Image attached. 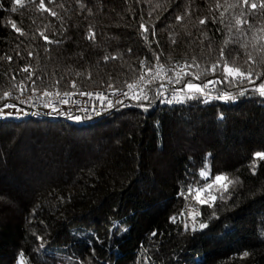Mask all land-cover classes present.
Wrapping results in <instances>:
<instances>
[{
  "label": "trees",
  "instance_id": "1",
  "mask_svg": "<svg viewBox=\"0 0 264 264\" xmlns=\"http://www.w3.org/2000/svg\"><path fill=\"white\" fill-rule=\"evenodd\" d=\"M44 3L57 15L39 0H0V94L13 93L0 106L44 91L126 87L159 65L180 67L184 102L157 99L152 79L148 100L85 125L0 119V264H15L21 252L26 264H264V161L255 174L250 168L264 151V96L254 90L264 83V8L237 0ZM249 53L255 64H245ZM224 61L250 65L252 80H225ZM188 82L204 87L198 99H186L197 95ZM223 94L236 98H216ZM206 164L212 176L239 181L214 206L180 195L205 183L198 173Z\"/></svg>",
  "mask_w": 264,
  "mask_h": 264
},
{
  "label": "snow or ice",
  "instance_id": "2",
  "mask_svg": "<svg viewBox=\"0 0 264 264\" xmlns=\"http://www.w3.org/2000/svg\"><path fill=\"white\" fill-rule=\"evenodd\" d=\"M29 2H35V0H29ZM15 4L18 5L19 7H24L25 6V0H15ZM237 4L247 5L251 9H256L257 7L264 8V0H261L259 5L257 3H255V2H251V0H237ZM237 4L228 5V7L229 8H233V7H236ZM220 6L221 5L217 4L218 8ZM38 8L40 10L49 11L52 16H56L57 15V13L55 11H52L51 9L46 7V5L44 3V0H39ZM11 10L13 12H16L17 8L13 7ZM177 19L178 20H182L183 17L182 16L181 17H177ZM207 22H208L207 18L201 19L199 21L200 24H205ZM243 23H245V21L242 20L241 18L238 17L236 19V24L237 25H241ZM11 27L13 29H15V31L20 32L21 34H23L21 29L16 26L15 22H11ZM140 27L143 29L144 32H148L149 31L147 26L141 25ZM261 31H264V28H262ZM40 35L43 37V39L45 41H49V37L44 35L43 32H41ZM94 35H95L94 33H91L89 38H94ZM261 39H264V37H262ZM49 42H51V41H49ZM225 43L227 44V41H225ZM245 47H247V45H245ZM260 51L264 52V46H262L260 48ZM220 54H221V56H223V50H221ZM7 59H11V57H7ZM105 59H108V57H105ZM248 61H252L253 64H255L257 62L256 59L251 55V53L248 54V57H247V60L245 61V64H247ZM261 62H264V57L261 58ZM141 63H143V62H141ZM218 63L212 65V68H211L212 72L216 71ZM158 67L160 68L161 71L160 72H156V76L153 77V79H155L156 77H159L161 75V72L163 70V65H159ZM185 67H186V65H185ZM22 71L27 73V72H29V68L25 67L24 69H22ZM153 71L154 70L151 67L146 68L145 73L141 74V76L139 78L140 81L141 82L144 81L145 80V76L148 73H152ZM223 71L225 73V80H228L229 82H232V81H240V82H242L244 80L251 81L252 77H253V74H254L250 65H249V67L247 69H242L240 66H237L235 64H229L227 61H224ZM78 75H79V73H78ZM183 75H191V73L185 72V73H183ZM167 78L171 79V77H167ZM196 78L199 79L200 77L197 76ZM257 78H259V77H257ZM28 79L29 80L32 79L31 75H29ZM176 82L179 83L180 80L178 79ZM220 82L223 83L224 81L222 80ZM148 83L149 84L152 83V80H149ZM208 83L209 84H213V83H216V81H209ZM15 87L19 91H21V93H22L27 86L21 84V85H16ZM73 87H75V84H73ZM110 87H111V85H110ZM127 87L130 90H134L137 87V85L136 84H128ZM186 88L190 92H194V93L197 94L196 96H187L186 99H193V98H197L198 99L199 98V94L203 93L205 91V89L203 87H201L198 84L192 83V82H188L186 84ZM35 90L36 89L33 88V91H35ZM254 90L257 91L260 96H264V83L259 84V86L257 88H255ZM181 91H183V89ZM81 94L82 95H89V96L92 95V93H81ZM243 94H244L243 92L240 93V95H243ZM12 95H13L12 92H9V91L3 92L2 94H0V102L8 100L10 97H12ZM43 95L44 96H52L53 93L48 92V91H44ZM60 95L61 94L59 92L56 93L57 97H59ZM64 95H67V93H65ZM125 95H127V93H125ZM97 96L99 98H101V99H107V97H103L102 94H99V93H97ZM216 98L217 99H223V100H226V101H230V100H234L236 97L233 96V95H230V94H223V95H220V96H218ZM16 99H19V97H16ZM132 99L133 100H137V101L148 100V95H147V93H143L142 95H136L134 93L133 96H132ZM61 102L62 103H67L68 101L67 100H62ZM166 102L169 103V104L173 103L172 100H167ZM179 102L182 103L184 101L182 99ZM45 106L46 107H50L51 105L50 104H46ZM108 106L112 107L111 103H109ZM138 106L139 107H144L146 109L150 105L145 106L143 104H139ZM16 107H17V105L14 104V103H4L3 106L0 107V117L12 116L13 112H11V111L5 112V109H12V108H16ZM53 110L54 111H58L56 109H53ZM17 114H19V113H17ZM72 118L75 119V120H80L81 119L78 116H75V117H72ZM208 155L210 156L211 154H208ZM253 157H254V159H253L252 164L250 165V168L253 171V174H255V170H256V167L258 166V163L260 161H264V151L254 152L253 153ZM198 175L200 176L201 179H203L205 181V183L203 185H189L188 188H187V191L186 192L182 191L180 193V195L191 197V199L195 200L196 203L199 204V205L214 206L215 201L217 200L218 196H219V198H223L224 194L228 192L229 187L232 186V185H235L236 183L239 182L237 179L230 178L227 174H223V173L222 174H217L215 176H212L211 167H210V165H207V164L205 165L204 168L199 170ZM190 215L192 216L193 221H195V218L198 215H200V213L196 212V211H192V212H190ZM171 219H172L173 222H176L177 217L173 216V217H171ZM207 227H208V225L206 223H200L199 224V229H201V230L204 229V228H207ZM187 228H188V225H187V223H185V229H187ZM192 230L193 231L197 230L195 225L193 226ZM153 235H156V233L153 232ZM248 255H249L248 252H244V253H242L241 258L247 257ZM18 264H26V259H25L24 253H22V252L19 253Z\"/></svg>",
  "mask_w": 264,
  "mask_h": 264
},
{
  "label": "built area",
  "instance_id": "3",
  "mask_svg": "<svg viewBox=\"0 0 264 264\" xmlns=\"http://www.w3.org/2000/svg\"><path fill=\"white\" fill-rule=\"evenodd\" d=\"M153 70L152 73H148L145 76L144 81L141 82L140 79H137V81L132 83L137 85L134 90H130L127 86L122 88L105 87L65 92L67 95H64L65 93H60L61 95L59 97L56 96V93H53L52 96H44L43 94H32L28 97L20 96L19 99H16L15 101L5 102L14 103L17 107L5 109V112H13V115L3 116L0 117V119H22L28 116H33L37 118H60L71 123L85 125V123L92 119L103 117L115 109L128 107L131 104L138 102L137 100L132 99L134 93L136 95L147 93L149 98L150 84L148 81L156 76V72L161 71L158 66ZM180 74V67L175 68L163 66L161 75L155 78L158 81L155 86L157 99H160V101L165 103H167V100H172L173 103H179V101L182 100L185 91L184 89L181 91L182 88L176 82L179 79ZM167 77H171V79H168ZM207 87L209 89L214 88V86L209 83L206 88ZM81 93H92V95H82ZM97 93L102 94V96L107 97V99L99 98ZM125 93H127V95H125ZM62 100H67L68 102L62 103ZM109 103H111L112 107L108 106ZM3 104L0 107H2ZM46 104H50L51 106L46 107ZM53 109L58 111H54ZM75 116H78L81 119H73L72 117Z\"/></svg>",
  "mask_w": 264,
  "mask_h": 264
},
{
  "label": "rangeland",
  "instance_id": "4",
  "mask_svg": "<svg viewBox=\"0 0 264 264\" xmlns=\"http://www.w3.org/2000/svg\"><path fill=\"white\" fill-rule=\"evenodd\" d=\"M208 85V82L206 83V86ZM213 86H214V83L212 84ZM204 88V87H203ZM214 88H215V86H214ZM214 88H212V89H209L208 87H207V90H213ZM184 91H185V89H184ZM191 93V92H190ZM18 260H19V258L17 259V261H16V263L15 264H18Z\"/></svg>",
  "mask_w": 264,
  "mask_h": 264
}]
</instances>
